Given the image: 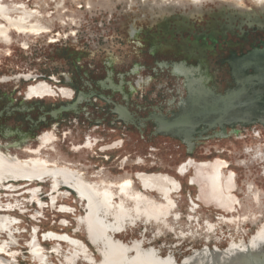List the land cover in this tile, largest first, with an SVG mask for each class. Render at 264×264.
<instances>
[{"label": "flooded vegetation", "instance_id": "af4514ba", "mask_svg": "<svg viewBox=\"0 0 264 264\" xmlns=\"http://www.w3.org/2000/svg\"><path fill=\"white\" fill-rule=\"evenodd\" d=\"M65 1L76 14L57 19L12 18L0 2V46L47 37L35 63L50 70L0 78V102L25 88L0 110L12 123L0 125V214L53 210L64 198L82 214L57 211L75 218L84 242L30 228L25 255L51 264L66 245L60 264H199L246 249L244 230L264 210V0ZM220 3L242 19L221 22ZM17 197L30 201L1 202ZM16 221L0 216V264H18Z\"/></svg>", "mask_w": 264, "mask_h": 264}, {"label": "rangeland", "instance_id": "374dc122", "mask_svg": "<svg viewBox=\"0 0 264 264\" xmlns=\"http://www.w3.org/2000/svg\"><path fill=\"white\" fill-rule=\"evenodd\" d=\"M13 2H8V0H0V2H2V6L4 8V13L9 15L12 18L18 17L20 14L23 13H33V14H37L40 16H45V15H50V14H56L53 16V19H57L59 13L67 11L68 14H76L75 12H73L72 10V6L70 5V2H67L65 0H61L60 1V5L61 8L59 10H57V5H50V1L51 0H12ZM70 1V0H69ZM73 1V0H71ZM83 1H87V0H79V3H82ZM227 2H231L235 4V0H225ZM100 3H102V5L100 4L99 6H95V8H99V7H104L107 6L110 9H113L116 7V2L112 1V0H100ZM243 6L244 8H246L247 6H249L246 2V0H242ZM107 4V5H105ZM121 4V3H120ZM23 5L25 9H19V6ZM122 7H125V4H121ZM217 6L222 9L221 11H223V16L221 17V22L224 21V17L226 18L225 15H228L227 17H229L230 20H232L234 22V20L237 19H242L241 16H238L237 14H232L234 13L233 11H230L228 8L224 9V4H217ZM75 7V6H74ZM250 7V6H249ZM121 13V12H120ZM239 17V18H238ZM43 18H35L34 22H38L40 24H46V20H41ZM63 19V18H61ZM41 20V21H40ZM233 22H231V24H233ZM236 22V21H235ZM50 37V36H49ZM12 38V45L9 47H1L0 46V78L3 77H12V75H15L16 73H34V74H45L47 72H50V70L48 69H43L39 67L38 63H35L36 59L40 58V55L38 52L42 45H44V43L47 41V37H42V38H19V37H11ZM23 44L26 45V48L24 50H22V46ZM54 57L56 56L55 53L50 50V52H48L46 54V57ZM252 61H256L255 59H253ZM53 71V70H52ZM1 88V87H0ZM25 88L22 86L20 87V89L16 92V93H12L10 95H6L5 100L0 102V110L3 107H6L9 103L15 105L16 104V100H20L23 92H24ZM9 91V90H8ZM0 92H5V90H0ZM0 125H4V126H10L12 125L11 122L8 121H1ZM264 135V134H263ZM12 141H16V139H11ZM10 140V142H12ZM27 146H29L30 148H34L36 146V144L33 141H29ZM53 147L56 148L58 155L59 156H66V154L64 153V151H61V145H59V143L53 145ZM127 151H129L127 149ZM160 156H164V153H162V155ZM50 158H54L51 157ZM145 172V171H144ZM147 172V171H146ZM152 173H168L167 171L161 170V169H156V170H152ZM256 189V188H255ZM49 190L48 186L43 187V193H47ZM65 194V193H64ZM66 196V194H65ZM30 201L29 198L26 197H17V198H13V199H7V198H3L1 200V202L3 204L6 203H12L13 205H18L19 208L22 207V205L24 202ZM64 205V206H68L71 209V212H73V210L76 211L75 215L76 216H80L81 211L77 208V206L74 204L73 200L70 198H64L59 200L58 204H57V208L56 209H46L43 212L36 210L35 208H28L26 209H21L22 211H28V216H24V217H19L15 214H0V216H7V217H12L17 219V225H16V229H19V232L21 233L20 235H17V241H18V247H16V250L20 251V256L19 258H16V262L18 264H35L34 261L25 255V249H24V244L27 242L28 237H29V232H30V228H36L38 230H40L41 233L43 232H48V231H52L55 233H65L71 237L77 238L80 241L84 242V238H83V234H82V230L79 231V234L76 233V231L78 229L74 228V224H73V220L75 219L74 217H67L63 214H57V211L60 210V206ZM23 208V207H22ZM258 211H255L254 214H258ZM31 219H29V218ZM62 220L66 221V224L68 223L67 227H64L61 223ZM259 222H255L253 223V225L251 224L249 228L245 229V227H241V229H245L244 232L246 233L247 237H249L255 230V225L257 226ZM26 232V233H25ZM233 233V232H232ZM149 235H153V231H150ZM234 235V234H233ZM7 237V234L2 235V237ZM235 236V235H234ZM239 238L240 234L237 235ZM130 238L129 236L126 237V239H124V243L128 244L130 242ZM246 238V237H245ZM148 242V241H147ZM54 246L53 243H46V244H42V248L44 249V251L47 253L48 251H50L52 249V247ZM68 248L66 245H62L59 249V256L58 257H54V256H50L48 255L47 257H49V262L51 264H60L63 261H65L64 257L66 256V254L68 253ZM91 254H93L96 258V260H98V258L96 257L95 253L93 250H91ZM78 264H83L82 262H79Z\"/></svg>", "mask_w": 264, "mask_h": 264}, {"label": "water", "instance_id": "95a60500", "mask_svg": "<svg viewBox=\"0 0 264 264\" xmlns=\"http://www.w3.org/2000/svg\"><path fill=\"white\" fill-rule=\"evenodd\" d=\"M74 106L75 104L62 107L60 111H69ZM238 109H240V107ZM256 205L258 208H260L261 206H264V203H261L259 200V202L256 203ZM253 221L254 223L259 222L257 226L255 225L254 232L248 237L246 242L241 241V243L247 244L246 249L238 251V252H234L232 253L233 255L231 256L225 255V258H224V255L217 253L216 256H218V259L205 260V261H201L200 263L199 262L198 263L199 264H264V239H263L264 237L263 235L261 236L257 235L260 228L264 225V210L262 212H259L258 214H254ZM99 241L101 242L102 239H100ZM99 241L95 239L94 242L98 243ZM251 241L253 242V246H251L250 244ZM192 262L193 264H195L197 261H191L189 262V264H192Z\"/></svg>", "mask_w": 264, "mask_h": 264}, {"label": "bare ground", "instance_id": "6f19581e", "mask_svg": "<svg viewBox=\"0 0 264 264\" xmlns=\"http://www.w3.org/2000/svg\"><path fill=\"white\" fill-rule=\"evenodd\" d=\"M40 90H39V88H38V85H36V86H31V87H29L28 89H27V92L29 93V94H36V93H38ZM50 97H54V98H56L57 96H50ZM59 97V96H58ZM49 98V97H48ZM63 99V98H62ZM41 141V140H40ZM32 163V162H31ZM34 164V163H33ZM37 165V164H36ZM48 173V172H47ZM55 176V175H54ZM66 180V179H65ZM61 181V180H60ZM57 182V181H56ZM55 182V183H56ZM65 184V183H64ZM222 184V183H221ZM33 191V190H32ZM35 191V190H34ZM203 201V200H202ZM10 220V219H9ZM6 224H7V222H6ZM11 224V223H10ZM4 229V228H3ZM12 239V238H11ZM11 244V243H10ZM140 252V251H139ZM144 253V252H143ZM143 256V255H142ZM1 261V260H0ZM123 261V260H122ZM153 261V260H152ZM5 264H8L7 262H5V261H3ZM154 262V261H153ZM164 262H165V260H164ZM122 263V262H121ZM120 263V264H121ZM160 263V262H159ZM110 264V263H109ZM165 264V263H164Z\"/></svg>", "mask_w": 264, "mask_h": 264}]
</instances>
